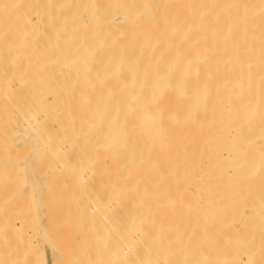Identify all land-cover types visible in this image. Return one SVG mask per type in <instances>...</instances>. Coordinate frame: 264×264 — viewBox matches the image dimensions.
<instances>
[{"label": "bare ground", "instance_id": "bare-ground-1", "mask_svg": "<svg viewBox=\"0 0 264 264\" xmlns=\"http://www.w3.org/2000/svg\"><path fill=\"white\" fill-rule=\"evenodd\" d=\"M211 2L0 0L26 264L37 207L55 261L62 228L72 264H264V0Z\"/></svg>", "mask_w": 264, "mask_h": 264}, {"label": "rangeland", "instance_id": "rangeland-1", "mask_svg": "<svg viewBox=\"0 0 264 264\" xmlns=\"http://www.w3.org/2000/svg\"><path fill=\"white\" fill-rule=\"evenodd\" d=\"M218 6H219L218 0H214V2L210 3L211 16L215 15L214 9L217 8ZM25 189H26V171L21 167V165L12 163L11 167L0 168V206L3 208V213L0 214V222L5 223L2 229L0 228V255H1V251L2 252L5 251V254L8 255V259L4 262L0 261V264H26V243L23 240L24 229L20 227L21 226L20 219L24 218V220L26 221V193H25L26 190ZM33 211H34L32 215L33 225L35 224L36 227L38 226L37 228L43 230L44 228L43 220H42L43 213L38 207ZM69 223H70L69 225L67 223L68 228L73 227L75 229L73 223H71L70 220ZM16 224H18V227H16ZM71 224L72 226H70ZM21 228L23 229L22 231ZM65 229H67L66 226ZM41 230H38L35 237L33 238L34 241H37L39 239L40 241L43 240V242L40 243L38 242L37 244L34 243L35 246L38 245L39 248L37 249L38 252L37 258L40 261V264H72L73 260H75L74 257L77 255L78 252L77 250L78 248L74 246V243H76L77 245V241L75 240V234L73 232V229L72 230L69 229L68 233H70V235H68V233L65 232L66 230L61 231L62 230L61 228V230H58L60 232L57 231L58 232L57 236L59 237L57 238L56 236L55 239V241L57 240L56 243L58 247L61 246V249L65 251L67 250L66 255H68L67 257L69 259L66 262H63L59 258H56L55 261V257L53 256L54 254L50 248L49 241ZM70 230L72 231V233ZM108 230L111 231L110 228H108ZM108 230L105 229L106 232ZM114 230L112 231L114 234L111 232L109 233L107 232V233L116 240L117 238V237L115 238L116 228H114ZM69 236L74 237V238L71 237L73 241L72 239H70ZM91 239L92 238H89L88 241L86 242L89 243V240ZM23 242L25 243V246ZM115 244L117 245V243ZM64 246L65 248H63ZM113 246L114 244L112 243L111 247ZM73 248L76 249L75 252ZM113 248L115 249V247ZM111 249H109V252ZM70 252L72 253L74 252V254ZM112 253L113 250H111V253L109 254ZM114 254H118V251L117 250L114 251ZM4 257L5 255L3 254V258ZM16 258L18 260H16ZM116 259H117V255H116ZM115 262L118 263L117 260L114 261V264Z\"/></svg>", "mask_w": 264, "mask_h": 264}]
</instances>
